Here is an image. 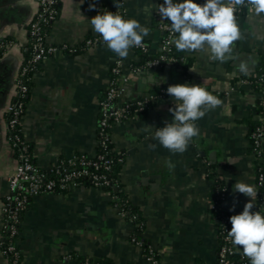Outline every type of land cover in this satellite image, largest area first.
<instances>
[{"label":"crops","instance_id":"0c3cea01","mask_svg":"<svg viewBox=\"0 0 264 264\" xmlns=\"http://www.w3.org/2000/svg\"><path fill=\"white\" fill-rule=\"evenodd\" d=\"M193 2L203 5L205 0ZM90 4L95 7L90 9ZM162 4L163 0H60L59 16L46 37L47 44L58 50L33 76L21 123L22 136L40 169L47 170L74 155L92 158L97 154L100 102L111 69L121 58L106 44L84 47L86 39L99 36L91 18L112 12L138 21L149 29L143 41L148 55L155 57L162 49V27L170 26L158 13ZM36 10V0H0V207L16 165L15 154L5 141L4 109L13 100ZM236 23L241 39L222 61L213 59L207 46L179 51L174 44L191 61L185 79L175 66L169 67L170 72L164 71L168 67L136 66L140 58L132 49L121 59L122 93L115 102L117 108L176 84L199 85L221 101L196 121L199 136L182 154L169 152L154 139V131L173 120L168 111L174 108L170 96L151 102L143 114L123 120L111 130L114 150L124 155L117 174L122 193L143 219L142 240L157 253L160 264H215L219 228L209 210L214 185L210 172L227 189L223 209L230 215L240 214L250 202L234 192V184L243 182L256 189L248 124L261 122L264 126V114L259 113L261 91L253 85L264 63V13L254 8ZM132 68L139 71L132 72ZM166 160L174 167H166ZM115 201L109 191L89 186L34 197L22 215L16 242L21 264H79V259L90 264H148L143 249L131 242L133 227L120 216ZM252 202L251 211L257 212V197ZM2 223L0 210V238ZM0 264H8L1 252Z\"/></svg>","mask_w":264,"mask_h":264},{"label":"built area","instance_id":"2783aa9c","mask_svg":"<svg viewBox=\"0 0 264 264\" xmlns=\"http://www.w3.org/2000/svg\"><path fill=\"white\" fill-rule=\"evenodd\" d=\"M60 0H36L37 10L33 21L28 27V39L23 48L27 50V45L31 47L30 57L25 61L20 68L17 78L14 83V96L11 103L4 109L5 122V141L10 146L15 154L16 165L12 174L8 177V192L4 197V201L0 207L3 223L2 233L5 235L0 239V252L8 261V264H21V255L18 251L16 242L19 236V228L22 221V215L27 210L31 200L42 194L62 193L70 188L80 186H89L95 189L110 188L109 192L112 199H117L116 193L120 190L121 182L119 178L112 179L110 173L112 171L114 160L108 157L109 151L107 146L112 144L111 130L123 120L130 117L138 116L143 113L148 105L155 101L169 96L166 92L167 88L159 90L157 95L151 96L146 100H140L132 103L124 104L120 107H115V102L122 93V88L119 86L123 61L118 59L111 69V78L105 91V96L100 102L99 107V122H98V148H102V153H97L94 157L86 155H74L68 159L57 161L52 167L47 170L40 169L33 161L32 152L29 149V143L23 138L21 132V123L26 111V103L24 98L29 97L30 88L26 85L24 77L27 73H31L29 79L32 83L33 76L37 73L39 65L54 54L58 49L47 44L45 27L52 24L57 19V5ZM242 6H236V20L241 16ZM255 6L247 4V11L254 9ZM165 36L162 40L161 53L156 57L148 60L143 68H164L170 67L175 63V59L167 57V54L172 52L174 48L173 41L177 34L170 31V26L162 27ZM105 44L100 36L86 39L84 47L88 48L95 45ZM62 50H67L70 53L76 52L75 48L62 47ZM133 51L139 50L148 55V45L143 41L141 47L130 48ZM132 72H137L139 69H131ZM260 82L264 83V78L258 77ZM124 80V79H123ZM262 101L264 107V85L261 90ZM253 143L250 145L254 160L261 159V154L264 152L262 141L264 140V131L257 128L252 136ZM121 164L123 159L118 160ZM218 180H221L217 177ZM264 185L263 175H258L255 178V186L257 194V212L264 211V193L259 189ZM225 190L223 187L216 192L217 199L221 202L219 206L223 209L225 202ZM120 216L130 223L133 227V235L131 242L143 248L141 234L144 229V222L136 224L138 221L137 215L128 216L119 207ZM209 209H216L214 204H209ZM219 228V235L222 237V245H218V253L215 264H230L227 259L232 255L233 249L228 244L230 239L227 238L229 217H223ZM138 227L140 230H137ZM145 259L148 264H160L157 259V253L149 245L146 248ZM85 264V263H84Z\"/></svg>","mask_w":264,"mask_h":264},{"label":"clouds","instance_id":"9594fccd","mask_svg":"<svg viewBox=\"0 0 264 264\" xmlns=\"http://www.w3.org/2000/svg\"><path fill=\"white\" fill-rule=\"evenodd\" d=\"M247 4L255 6L257 12L264 13V0H247ZM245 5L246 0H205L203 5L193 0L180 3L163 0V4L158 6V13L162 20L170 21V31L178 34L173 41L177 50L192 51L207 46L212 58L222 61L226 55H231L234 42L241 39L234 13L236 6ZM94 7V4L89 5L90 9ZM89 22L107 48L121 59L127 58L130 48L141 47L149 33V29L138 21L125 20L112 12L97 14ZM166 92L174 101V108L168 110L173 120L155 130L154 139L169 152L182 154L192 139L199 136L196 121L220 106L221 101L199 85H171ZM149 147L155 149V145ZM165 166L174 167L170 160L165 161ZM233 188L234 192L250 198V202L244 205L240 214L229 217L231 230L227 232V238L237 250H242L250 264H264V216L251 211L258 191L243 182L235 183Z\"/></svg>","mask_w":264,"mask_h":264},{"label":"trees","instance_id":"16d2710c","mask_svg":"<svg viewBox=\"0 0 264 264\" xmlns=\"http://www.w3.org/2000/svg\"><path fill=\"white\" fill-rule=\"evenodd\" d=\"M56 7H57V10H58V14H57V17H58L59 16V11H60V3ZM246 11H247V0H246V5L241 7L240 14L242 15ZM51 25L52 24H50V25L45 27V31L44 32L46 33V35L48 34V31H49ZM164 36H165V33H163V37ZM134 52L140 58L139 61L136 63V66H143L148 60L154 58L152 56H149V55H146V54L142 53L139 50H134ZM30 54H31V47L28 44L27 45V50H24V52H23V57H24L25 61L30 57ZM167 57H172L173 59H175V63L172 66H175V67H177V68H179L181 70L180 74H181L182 79L187 78V76H188L187 72H188L189 67L191 66V61H189L188 59L183 58V56H181L175 50V48L172 49L171 53L167 54ZM258 77L264 78V63H263L262 68L259 71ZM258 77L253 81V85L257 88V90L261 91L263 89L264 83L260 82ZM30 78H31V73H27L25 75V77H24V80H25L26 85L31 89L32 86H31V81L29 80ZM165 88H168V87H165ZM158 93H159V91H157V93L155 95H157ZM104 96H105V93H104ZM104 96H103V98H104ZM23 101L25 103H27L28 97L24 98ZM143 113H141V114H143ZM259 113H260V115L264 114V107L261 104L259 106ZM248 125H249L248 126V139H249L250 145H252V143H253V139H252L253 134L255 133L257 128H261L264 131V126L262 125L261 122H250ZM29 149L31 151L30 144H29ZM107 150L109 151L108 157H110V158H112L114 160L112 171L110 173V177L115 180V179L118 178L117 174H118V171H119V169H120V167L122 165L118 160L119 159H123L124 160V155L121 152H118V151L114 150L113 144L108 145L107 146ZM250 151L252 152V149H250ZM102 152H103L102 148H98L97 147V153H102ZM254 163H255L254 167H253L254 178L257 179L258 175H263V177H264V152H262V154H261V159L255 160ZM210 169L211 168H209V170ZM208 177L211 178L214 181V185H213L212 190H211L209 204H214L216 206V209H209V210H210V213L216 217V219L218 221V228H220V226L222 224L221 223L222 222V218L226 217V216L230 217L232 215H230L229 213L224 211V209H220L219 208V206L221 205V202L217 199L216 192H217L218 189H221V188L225 187L223 182L221 180H218L217 176H215L212 172H210L208 174ZM105 190H107L109 192H112L110 190V188H105ZM66 191H64V192H66ZM259 191L264 193V185L259 189ZM116 196H117V199L115 201V204L122 211L127 213L128 216H132V215H137L138 216V221L135 222V225L144 222L143 219L140 217L138 211L136 209H134L132 206H130L127 203V201L125 200V196L122 193L121 185H120L119 192L116 193ZM226 198H227V189L225 190V200H226ZM260 214L262 216H264V211L262 213H260ZM136 229L140 230L138 227H136ZM228 230L229 231L231 230L230 222L228 224ZM3 236H5V235L3 234ZM221 238L222 237L219 235V238H218V240H219V244L218 245L219 246L222 245V239ZM142 242H143V248L145 249V254H146V248H147L148 245H147V243L145 241L142 240ZM228 245L231 246L232 249H233L232 255L228 256V258H227L229 260L230 264H250V260L246 256L243 255L242 250H237V247L233 246L231 240H230V243ZM217 253H218V250H217ZM84 263L85 264H90V261H88L86 259H79V264H84ZM101 264H110V263L102 262Z\"/></svg>","mask_w":264,"mask_h":264},{"label":"water","instance_id":"95a60500","mask_svg":"<svg viewBox=\"0 0 264 264\" xmlns=\"http://www.w3.org/2000/svg\"><path fill=\"white\" fill-rule=\"evenodd\" d=\"M170 70H171V68H164V71H166V72H170Z\"/></svg>","mask_w":264,"mask_h":264},{"label":"rangeland","instance_id":"374dc122","mask_svg":"<svg viewBox=\"0 0 264 264\" xmlns=\"http://www.w3.org/2000/svg\"><path fill=\"white\" fill-rule=\"evenodd\" d=\"M1 239V238H0ZM8 262V261H7Z\"/></svg>","mask_w":264,"mask_h":264}]
</instances>
